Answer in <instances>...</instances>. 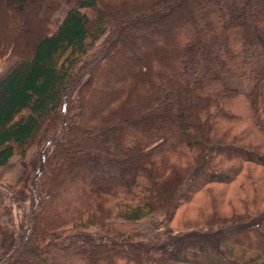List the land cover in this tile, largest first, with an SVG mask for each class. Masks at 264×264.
Wrapping results in <instances>:
<instances>
[{"label":"trees","instance_id":"16d2710c","mask_svg":"<svg viewBox=\"0 0 264 264\" xmlns=\"http://www.w3.org/2000/svg\"><path fill=\"white\" fill-rule=\"evenodd\" d=\"M12 59L0 264H264V0H0Z\"/></svg>","mask_w":264,"mask_h":264},{"label":"rangeland","instance_id":"374dc122","mask_svg":"<svg viewBox=\"0 0 264 264\" xmlns=\"http://www.w3.org/2000/svg\"><path fill=\"white\" fill-rule=\"evenodd\" d=\"M38 7H40V3L38 4V6L32 8L33 10H38ZM67 10V7L65 5H62L53 15V21L55 23H58L65 15ZM17 14V12H15ZM38 12H34V16L38 17L40 14H38ZM20 19H23V16H20ZM117 53V52H115ZM13 63V59L12 60H4L0 62V76L11 66V64ZM95 118V117H94ZM29 152V151H28ZM32 151H30L31 154ZM23 162L25 164V160L24 159H20L18 156H14L12 161H11V165L14 164H19V162ZM15 183V182H14ZM4 184L6 185V182H4ZM67 182H64L62 184V188H66L67 186ZM7 186V185H6ZM8 188V187H7ZM9 189V188H8ZM6 190L5 193V203L7 202L8 199V191ZM2 204V205H4ZM13 216H14V221L19 229L20 227V222H21V210L18 204H14L13 205ZM156 219L155 218H143L135 223H131L128 225V227L135 233V236L139 239H141L142 241H146V242H155L157 237L162 233V229L158 228L157 223H156ZM89 230L92 233L96 232L95 228H89Z\"/></svg>","mask_w":264,"mask_h":264},{"label":"crops","instance_id":"0c3cea01","mask_svg":"<svg viewBox=\"0 0 264 264\" xmlns=\"http://www.w3.org/2000/svg\"><path fill=\"white\" fill-rule=\"evenodd\" d=\"M13 157L9 160L8 164L0 169V205L5 203V193L8 189L4 184L14 183L21 178L25 171V164L21 161L19 164L11 165Z\"/></svg>","mask_w":264,"mask_h":264}]
</instances>
